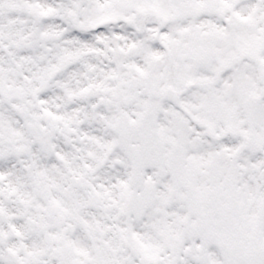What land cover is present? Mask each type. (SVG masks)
I'll use <instances>...</instances> for the list:
<instances>
[{
  "label": "snow or ice",
  "instance_id": "1",
  "mask_svg": "<svg viewBox=\"0 0 264 264\" xmlns=\"http://www.w3.org/2000/svg\"><path fill=\"white\" fill-rule=\"evenodd\" d=\"M0 264H264V0H0Z\"/></svg>",
  "mask_w": 264,
  "mask_h": 264
}]
</instances>
